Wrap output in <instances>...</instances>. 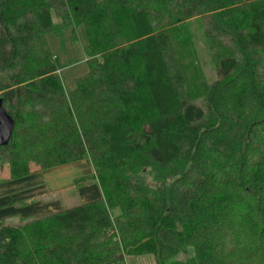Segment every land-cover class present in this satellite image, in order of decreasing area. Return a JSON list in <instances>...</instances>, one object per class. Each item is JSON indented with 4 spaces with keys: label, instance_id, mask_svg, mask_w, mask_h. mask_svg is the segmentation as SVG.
Returning a JSON list of instances; mask_svg holds the SVG:
<instances>
[{
    "label": "trees",
    "instance_id": "16d2710c",
    "mask_svg": "<svg viewBox=\"0 0 264 264\" xmlns=\"http://www.w3.org/2000/svg\"><path fill=\"white\" fill-rule=\"evenodd\" d=\"M192 19L208 84L172 32ZM80 26L88 71L66 91L46 36ZM0 99L9 179L88 161L102 192L0 222V264H264V0H0Z\"/></svg>",
    "mask_w": 264,
    "mask_h": 264
},
{
    "label": "rangeland",
    "instance_id": "374dc122",
    "mask_svg": "<svg viewBox=\"0 0 264 264\" xmlns=\"http://www.w3.org/2000/svg\"><path fill=\"white\" fill-rule=\"evenodd\" d=\"M53 22H60L59 17L53 16ZM200 26L201 21L199 19H192L187 23L176 26L172 31L178 42H185L187 39L196 42L200 50V62L203 67V74H205V83L213 82L217 75L211 61L210 53L207 51L204 44L201 43L200 38ZM185 28L191 30V37L185 31ZM50 51L54 56V62L58 69L57 73L61 79L63 87L66 91H71L75 87V80L88 71V64L86 62L84 48L87 42L86 34L82 26L73 31L70 27H65L60 31L52 32L46 36ZM192 42V41H191ZM186 50V47H185ZM207 51V52H206ZM197 92H202V88L195 89ZM196 105L200 107L201 103L198 100ZM30 171L33 172V176L29 177V183L38 184L40 190H42L44 196L42 197L44 202L59 201L57 206L61 209L65 207H73L82 202L80 197L76 195L69 199L70 202L64 200V196L58 191L69 189L67 192H75L72 188H80L82 177H85L92 171V167L88 161L81 163H72L64 166L54 167L48 170L41 171L37 166L30 164ZM38 172V173H37ZM37 173V174H35ZM10 178L9 165L7 162L0 159V193L4 189V182ZM3 184V185H2ZM16 184V183H14ZM59 194V195H58ZM72 196V194H71ZM56 205V204H54ZM66 205V206H64ZM47 210V208H46ZM22 211V210H21ZM21 211H18V215H12V213L6 214L5 211L0 212V221H11L16 223L19 221V217H28L25 214L21 215ZM27 212L28 208L22 212ZM6 216H12L11 218H5ZM190 253L178 256V261H184L189 258ZM126 264H156L152 255L146 256H128L126 258Z\"/></svg>",
    "mask_w": 264,
    "mask_h": 264
},
{
    "label": "crops",
    "instance_id": "0c3cea01",
    "mask_svg": "<svg viewBox=\"0 0 264 264\" xmlns=\"http://www.w3.org/2000/svg\"><path fill=\"white\" fill-rule=\"evenodd\" d=\"M81 162H84V161H80L79 163ZM92 174H93V171H91L86 176H90ZM31 176H33V174L25 178H21L17 180H11L8 178L4 182L5 187L0 193V212L5 211L6 214L10 212L12 213V215H18L17 214L18 211H21V210L23 211L24 209L28 208L27 212L21 211V215L25 214V216H28V217H21V218L19 217V221L16 223H11V221H5V220L0 221V222H5L8 224H18L24 220H28L32 218H39V217H42V216H45L51 213L64 210V209L72 208V207H65L61 209L60 206H57L59 201L52 200V202H49V203L44 202L42 199L44 194L42 190H40V187L38 186V184H33L31 182L29 183L28 178ZM69 189L58 191L57 193H61L62 195H65L64 200H67L68 202H70L69 199L71 197H74L75 195L77 197H80L82 199V202L79 203L78 205L82 203L98 200L102 197V192L95 180H91L87 182L85 185L81 186L79 189L73 187L72 189L75 191L74 193L73 192L63 193V191L64 192L70 191ZM11 217L12 216H6L5 218L8 219Z\"/></svg>",
    "mask_w": 264,
    "mask_h": 264
},
{
    "label": "water",
    "instance_id": "95a60500",
    "mask_svg": "<svg viewBox=\"0 0 264 264\" xmlns=\"http://www.w3.org/2000/svg\"><path fill=\"white\" fill-rule=\"evenodd\" d=\"M14 129L13 118L6 113L0 99V147L8 143Z\"/></svg>",
    "mask_w": 264,
    "mask_h": 264
}]
</instances>
